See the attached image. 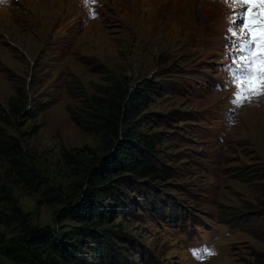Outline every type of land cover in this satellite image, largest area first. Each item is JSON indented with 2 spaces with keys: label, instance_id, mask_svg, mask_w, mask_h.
Returning <instances> with one entry per match:
<instances>
[{
  "label": "rangeland",
  "instance_id": "1",
  "mask_svg": "<svg viewBox=\"0 0 264 264\" xmlns=\"http://www.w3.org/2000/svg\"><path fill=\"white\" fill-rule=\"evenodd\" d=\"M249 7L223 0L0 2V138L21 145L17 164L0 152V264H32L24 243L16 257L7 251L26 227L49 228L64 253L82 242L75 264H264V72L255 70L264 57L248 80L233 82L224 70L243 56L233 41L246 38L244 28L233 37L230 26L264 19L243 15L230 25V15ZM126 81L132 93L147 90L132 130L155 144L152 155L170 175L113 171L93 186L111 152L101 133L72 117L89 120L99 112L94 99ZM19 91L26 115L8 123ZM91 191L105 195L110 213L102 225L62 214ZM104 232L112 239L97 254L93 233Z\"/></svg>",
  "mask_w": 264,
  "mask_h": 264
},
{
  "label": "trees",
  "instance_id": "2",
  "mask_svg": "<svg viewBox=\"0 0 264 264\" xmlns=\"http://www.w3.org/2000/svg\"><path fill=\"white\" fill-rule=\"evenodd\" d=\"M146 91L144 88H140L132 93L127 81L117 82L116 85L109 88L107 98L94 99L95 107L99 111L98 114H87L89 120L72 117L74 123L80 128H86L84 124H90L97 133H101L106 148L111 152L104 163L106 172L94 171L90 179V184L93 186L105 184L108 179H111L113 171L123 172L127 170L139 179L153 180L164 178V174L170 175L158 167L156 157L152 155L155 151V144L151 140H145L138 136L136 130H132L135 129V122L141 115V107L147 97ZM26 110L27 98L24 92L19 91L15 97L10 99L9 113L4 119L10 123L12 120H17L26 115ZM0 152L11 157L13 164H17V156L21 155V145L16 139L5 140L0 138ZM103 173L107 174V178L104 177ZM121 185L123 182L119 180L114 188L117 189ZM93 189L95 190V187ZM115 189L109 188L107 193L114 195ZM103 196L105 195L100 191L87 192L80 206H69L62 214L67 215L66 212H68L75 220L87 226L102 225L110 213L103 204ZM262 204L264 205V200ZM58 214L60 215L61 212ZM88 230L89 228L86 227L81 231L80 236L83 239L87 237ZM52 233L49 228L38 230L26 227L22 241H15L14 245L16 246L7 249L8 254L16 257L15 250L22 245V242L24 243L23 247L31 253L32 264H57L58 260L52 256L53 254L59 255L68 264H75L73 258L77 254H81L82 250L79 249V244L82 242L76 241L77 243L72 244L71 248L64 253L59 248L56 243L57 239ZM93 237L100 239V250H96V253L102 254V251L107 249L112 236L104 232L100 235L93 233ZM44 255L47 256L45 260H43Z\"/></svg>",
  "mask_w": 264,
  "mask_h": 264
},
{
  "label": "snow or ice",
  "instance_id": "3",
  "mask_svg": "<svg viewBox=\"0 0 264 264\" xmlns=\"http://www.w3.org/2000/svg\"><path fill=\"white\" fill-rule=\"evenodd\" d=\"M223 2L225 4L234 3V4L251 6L247 8L244 12H239L238 14H236L235 10H233V13L237 15V19H233V16L230 15L228 17L230 25H236L239 16H243V15H248L249 17L259 15L260 17H264V8H262L258 14L254 13L252 10V7L254 6L264 5V0H223ZM228 31L231 33L233 37H236L243 32V25L241 24L240 27L236 29L230 26ZM244 35L246 37L244 40L233 41V47L235 48L236 51L240 53H247V55L242 57H234L233 64L235 65V67L225 66L224 69L231 74L233 78V82L239 81L241 80V78L248 80L251 75L253 64L256 63L258 58L264 57V19L261 20L252 19L249 22L248 29L246 30V32H244ZM248 36H253L254 38L252 40H249L247 38ZM255 43H259L261 47L256 52V55L253 56L252 45H254ZM238 59H243L244 61L243 67L240 64L236 63ZM255 70L259 72H264V59L260 60L259 64L256 65ZM241 99H243L242 95L239 97V99H234L233 103L238 104L239 100Z\"/></svg>",
  "mask_w": 264,
  "mask_h": 264
},
{
  "label": "clouds",
  "instance_id": "4",
  "mask_svg": "<svg viewBox=\"0 0 264 264\" xmlns=\"http://www.w3.org/2000/svg\"><path fill=\"white\" fill-rule=\"evenodd\" d=\"M0 2H3V0H0Z\"/></svg>",
  "mask_w": 264,
  "mask_h": 264
}]
</instances>
